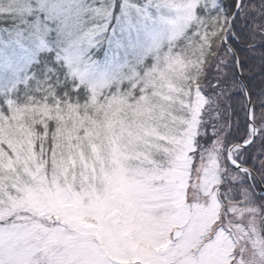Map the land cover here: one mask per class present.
<instances>
[{"label": "snow or ice", "instance_id": "obj_1", "mask_svg": "<svg viewBox=\"0 0 264 264\" xmlns=\"http://www.w3.org/2000/svg\"><path fill=\"white\" fill-rule=\"evenodd\" d=\"M227 5L221 0H146L135 17L116 4L103 17L106 0H11L13 20L0 21V264H30L24 253L42 235L38 222L21 215L28 201L4 195L18 187V168L31 143L18 113L41 102L70 100L91 78L81 66L101 76L129 67L123 79L131 95L124 100L131 103L122 105L138 117L163 118L168 102L178 99L185 107L213 111L225 120L221 140L232 130L233 114L238 123L239 111L245 110L247 135L229 146L228 162L247 181L243 210L261 211L264 200L256 197L257 181L264 186V148L251 153V164L246 153L257 139L264 145V0H227ZM238 21L246 22V32L237 28ZM94 49L102 59H91ZM242 52L250 53L246 60ZM149 55L152 63L146 64ZM69 74L78 81H69ZM173 77L175 87L169 89L165 85ZM52 232L59 234L63 251L50 264H106L86 231L71 237L60 229ZM142 264L171 261L144 257Z\"/></svg>", "mask_w": 264, "mask_h": 264}, {"label": "clouds", "instance_id": "obj_2", "mask_svg": "<svg viewBox=\"0 0 264 264\" xmlns=\"http://www.w3.org/2000/svg\"><path fill=\"white\" fill-rule=\"evenodd\" d=\"M123 77L95 101L81 86L79 117L65 112L50 131L34 130L18 187L4 195L27 200L22 212L35 222L70 237L86 231L106 264H128L146 239L154 255L167 244L171 264H202L216 238L224 264H264V202L259 212L238 206L246 185L228 140L209 134L210 110L138 117L113 99L131 95Z\"/></svg>", "mask_w": 264, "mask_h": 264}, {"label": "rangeland", "instance_id": "obj_3", "mask_svg": "<svg viewBox=\"0 0 264 264\" xmlns=\"http://www.w3.org/2000/svg\"><path fill=\"white\" fill-rule=\"evenodd\" d=\"M106 2L109 5V7L106 10L102 11L103 17H107L111 13L112 10L111 5L113 4L118 5L122 13H127L128 15L135 17L137 15L138 10L143 8V5L146 3V0H106ZM10 10H11V0H0V13H3V15H0V21L11 22L13 20V17L8 15ZM149 11L154 12V9L150 8ZM101 22H103V20ZM99 38L103 39L102 37ZM106 45H107V41L104 40L103 46ZM167 46H168V41L167 39H165L163 45L165 50L167 49ZM99 51H100L99 49L93 50L94 54L92 55L91 58L92 60L102 59V53H100L99 56L95 55V53ZM127 60L129 61V63H131L133 60L132 56L129 55L127 57ZM87 63L91 65L90 61ZM145 63L146 64L152 63L151 55L145 57ZM81 67L83 71H87L91 73V78L88 79L85 83H81L79 87L87 86V92L90 98L93 99V101L96 100L97 95H99L100 99H103V96L101 94L106 90L111 91L113 83L116 80H118L122 74L124 75L129 74L131 71L129 67H124L122 69L114 68L109 71V74L107 76H101L100 72L95 69H92L91 66H89V68H84L83 66ZM177 71H179L178 66H177ZM67 79L69 81L73 79H76L78 81V78L72 76L71 74L67 76ZM174 81H175V77H173V83H166L165 86L169 89L175 87ZM206 85H208V83ZM205 89L207 91L209 90L207 86H205ZM113 99L115 100V103L117 105H122V104L126 105L131 103L130 100L125 101L124 97H120L119 99H116L114 97ZM82 102H83L82 96L78 92L73 94L70 100L65 98L63 103H61L59 100H57L55 105L41 102L39 106L32 107L31 109H27V108L23 109L18 113V119L22 121V128L25 132V136L28 137L29 140L31 141V137L34 135V130L39 129L40 131H45V132L50 131L53 127H55L56 120H61L64 118L65 112L68 113L69 117H79L81 115V109L79 105ZM189 107L192 108L191 106ZM189 107H185L179 99L176 100L175 102L169 101L168 107L165 111V115L166 116L169 114L175 115L177 108H189ZM192 109L197 113V115H200L204 112L206 108H201V109L192 108ZM210 112L213 121L214 118H217V115L211 110ZM38 116L42 118L38 123H30L32 121L37 120ZM217 128L219 129V124L216 120V122H213L212 128L209 125V134L210 135L214 134L217 131ZM0 139L3 138L0 137ZM5 143L7 142L5 141ZM36 147H38V145L33 144L34 150ZM0 151H3V149H0ZM244 183H246V181H244ZM257 185L259 187L258 191L260 193L261 188L259 186L258 181H257ZM30 200L33 203L36 202L35 194H30ZM238 206L242 207L241 204H239ZM21 215L24 216V213L21 212ZM38 225L39 227L37 229V232L42 233V235L39 239H34L33 241H31V246L27 248L23 258L26 261H29L30 264H50V262L54 261L63 251V241L59 238L58 233L52 232V230L55 229L54 225L47 226L41 223H38ZM153 243L154 242L151 239H146L145 247L142 249H138V251L141 254L134 255L132 259L128 261V264H142V260L144 257H151L161 262L165 261L167 257L164 249H166L168 245L164 243L155 244V248L158 251L157 254L154 255ZM204 248L205 250L202 258V264H224L223 259L220 258L221 242L219 238H216L215 240L213 239L207 240L205 242ZM228 259L230 260L231 257H228Z\"/></svg>", "mask_w": 264, "mask_h": 264}, {"label": "trees", "instance_id": "obj_4", "mask_svg": "<svg viewBox=\"0 0 264 264\" xmlns=\"http://www.w3.org/2000/svg\"><path fill=\"white\" fill-rule=\"evenodd\" d=\"M221 2L224 4L225 7L228 6L227 5V0H221ZM232 3L234 4L235 3V0H232ZM245 24H246V22H244V21H238L237 22V28H243V27H245ZM244 31L245 32L247 31V28L246 27L244 28ZM237 43L239 44V46L241 48L244 47L243 41H240V42H237ZM256 51L258 52L259 49H257ZM249 54L250 53L242 52V54H241L242 60H246V55H249ZM212 71H215V69L213 68ZM62 79H63V77H62ZM207 83H208V80H207V77H206L205 80H204V86H207L206 85ZM79 89H80L79 90V93L82 94V87L80 86ZM253 91H255V90H253ZM205 94H207V90H206ZM216 120H217V122L219 124V131H223L224 130V127H226L225 120L224 119L214 118V120L210 124V127L212 128V124H213V122H216ZM236 120H237V117H236L235 114H233V116H232V130H231V132L227 136V140L229 142V146L231 144H233L235 141H238V140L242 139V137H245L247 135V130L244 128L245 122L247 121L245 110L241 109L239 111V116H238L239 122L236 123ZM261 148H264V145H260L259 139H257L254 142V144L252 145V147L247 150L246 155H248L249 158H248V160L246 162L249 163V164H251L252 163L251 153L254 150L261 149ZM246 183H247V181H246ZM258 189H259V187L257 185V191H258ZM256 199H257L258 202L261 201V200H264V198H263L262 195H258L256 197ZM262 234L264 236V233H262Z\"/></svg>", "mask_w": 264, "mask_h": 264}, {"label": "water", "instance_id": "obj_5", "mask_svg": "<svg viewBox=\"0 0 264 264\" xmlns=\"http://www.w3.org/2000/svg\"><path fill=\"white\" fill-rule=\"evenodd\" d=\"M228 149H229V148H228ZM258 182H259V181H258ZM259 185H260V183H259ZM260 188H261V193H262L263 196H264V187L260 185Z\"/></svg>", "mask_w": 264, "mask_h": 264}]
</instances>
